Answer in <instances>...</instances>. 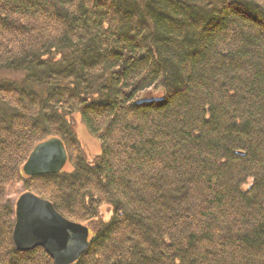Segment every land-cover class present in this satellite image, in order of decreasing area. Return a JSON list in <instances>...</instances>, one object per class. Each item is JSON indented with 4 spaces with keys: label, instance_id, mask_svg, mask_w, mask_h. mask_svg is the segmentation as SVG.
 <instances>
[{
    "label": "trees",
    "instance_id": "1",
    "mask_svg": "<svg viewBox=\"0 0 264 264\" xmlns=\"http://www.w3.org/2000/svg\"><path fill=\"white\" fill-rule=\"evenodd\" d=\"M24 191L89 227L72 264H264V0H0V264H54L14 245Z\"/></svg>",
    "mask_w": 264,
    "mask_h": 264
},
{
    "label": "water",
    "instance_id": "2",
    "mask_svg": "<svg viewBox=\"0 0 264 264\" xmlns=\"http://www.w3.org/2000/svg\"><path fill=\"white\" fill-rule=\"evenodd\" d=\"M68 154L59 137H50L34 145L22 172L38 176L60 172L67 164ZM12 239L18 251L42 247L54 264H72L86 250L89 227L67 219L53 204L31 191L21 192L15 200Z\"/></svg>",
    "mask_w": 264,
    "mask_h": 264
},
{
    "label": "rangeland",
    "instance_id": "3",
    "mask_svg": "<svg viewBox=\"0 0 264 264\" xmlns=\"http://www.w3.org/2000/svg\"><path fill=\"white\" fill-rule=\"evenodd\" d=\"M74 127H75L76 134L78 136V139L81 142L83 151L85 155L87 156V158H91L97 155L99 153L98 143L91 137L87 129L84 127V125L81 123V121L77 117L74 122ZM109 216H110L109 210H107L106 208H103L101 219L107 220Z\"/></svg>",
    "mask_w": 264,
    "mask_h": 264
}]
</instances>
